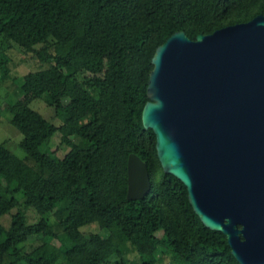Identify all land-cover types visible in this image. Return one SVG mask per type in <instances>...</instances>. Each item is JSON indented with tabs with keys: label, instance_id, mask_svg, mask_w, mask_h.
<instances>
[{
	"label": "trees",
	"instance_id": "16d2710c",
	"mask_svg": "<svg viewBox=\"0 0 264 264\" xmlns=\"http://www.w3.org/2000/svg\"><path fill=\"white\" fill-rule=\"evenodd\" d=\"M257 15L264 0H0V47L48 64L21 77L20 97L8 107L23 158L0 143V217L15 209L8 228L0 225V264H102L112 255L122 264L128 252L135 264L164 256L173 264H238L223 235L194 215L183 185L162 172L140 113L150 59L171 34L192 41ZM32 100L52 108L61 125L29 109ZM55 132L68 148L60 159L41 151ZM129 154L149 181L134 201L125 198ZM29 208L39 216L32 224ZM92 223L108 236L79 244L80 228ZM33 236L40 244L23 251Z\"/></svg>",
	"mask_w": 264,
	"mask_h": 264
},
{
	"label": "water",
	"instance_id": "95a60500",
	"mask_svg": "<svg viewBox=\"0 0 264 264\" xmlns=\"http://www.w3.org/2000/svg\"><path fill=\"white\" fill-rule=\"evenodd\" d=\"M150 64L140 122L162 172L238 264H264V16L192 41L174 32ZM148 190L145 164L129 154L125 198Z\"/></svg>",
	"mask_w": 264,
	"mask_h": 264
},
{
	"label": "rangeland",
	"instance_id": "374dc122",
	"mask_svg": "<svg viewBox=\"0 0 264 264\" xmlns=\"http://www.w3.org/2000/svg\"><path fill=\"white\" fill-rule=\"evenodd\" d=\"M48 64L40 63L34 55L25 54L22 50L16 46H12L10 49L5 50L0 47V143L12 153L18 159L23 158V153L18 149L17 144L20 140L18 132L9 124L10 115L8 113V107L12 105L19 97L17 88L20 84L22 76L29 72L44 69ZM62 104H66L67 100L62 99ZM28 108L37 112L45 121L54 127H58L62 123V117L56 116L52 108L46 107L40 100H32L28 103ZM70 140L76 145L83 147V142L77 138H70ZM41 151L52 155L60 159L67 151L60 142V135L55 132L48 142L41 147ZM15 212L12 209L8 213L0 217V225L7 229L9 226L10 215ZM47 219L51 224L53 219L50 213L42 216ZM25 218L27 224H32L39 219V216L31 208L25 211ZM81 237L77 240L79 244H83L87 240V236L90 234H98L105 238L108 236L107 232L100 229L97 224L92 223L80 228ZM158 237L160 233L156 234ZM41 239L39 236L29 237L28 241L23 246V251H29L35 246L39 245ZM57 245L56 240L51 242ZM137 255L134 252H128L122 256V264H135L137 262ZM59 262V261H58ZM119 259L112 255L107 258L102 264H119ZM18 264H24L22 262ZM160 264H173L167 256L162 257Z\"/></svg>",
	"mask_w": 264,
	"mask_h": 264
},
{
	"label": "bare ground",
	"instance_id": "6f19581e",
	"mask_svg": "<svg viewBox=\"0 0 264 264\" xmlns=\"http://www.w3.org/2000/svg\"><path fill=\"white\" fill-rule=\"evenodd\" d=\"M202 43H203V41L200 44H202Z\"/></svg>",
	"mask_w": 264,
	"mask_h": 264
}]
</instances>
